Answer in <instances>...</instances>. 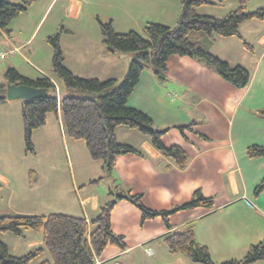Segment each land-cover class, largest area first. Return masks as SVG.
<instances>
[{
    "label": "crops",
    "instance_id": "0c3cea01",
    "mask_svg": "<svg viewBox=\"0 0 264 264\" xmlns=\"http://www.w3.org/2000/svg\"><path fill=\"white\" fill-rule=\"evenodd\" d=\"M41 1L36 12H44L37 20L34 31L28 34L30 38L34 36L48 9L56 7L63 13V18L76 21L82 15L85 5L83 0H46L47 4ZM99 4L112 9L101 20H112L117 33H124L121 30H131V25L142 27L143 24L139 25L141 22L133 18L139 17V13L153 16H146V23L154 21L169 26L168 22L175 20L180 11L179 0H103ZM93 12L92 17H101L97 11ZM31 16L33 17V14ZM122 17L126 20L123 25ZM13 23L14 21L11 22ZM245 24L249 28L260 29V32H256L255 39L260 51H255L252 47L246 50L241 44L244 49L240 48L239 53L233 56L240 57L237 61L224 59L230 65L247 69L250 80L245 88H237L218 78L207 64L195 58L181 57L177 65L172 66L173 55L167 61L163 79H157L151 69L144 70L128 99V106L148 115L156 130H165L162 136L165 146L178 145L185 150L189 160L184 169H179L161 155L145 136L136 134L134 129L120 126L124 130L116 128V140L142 151L143 156H116L113 170L108 175L101 161L90 159L83 141L64 135L58 113V116L49 114L45 125L33 131L35 153H39L38 148L43 153V158L33 157V160L36 158V161H39L36 170L32 171L33 174H29L31 170L28 168L31 167L25 166H22L20 174L12 173L14 168H19V161L26 160L27 154L23 140L22 102L5 100L0 105V192L5 195V202L0 203V215L58 213L89 221L97 215L99 207L112 200L109 193L101 198L99 193L92 192L78 202L79 209H74L72 197L63 193L56 194L58 183L61 182L58 179L61 176L49 175L42 166H57L58 159L54 156V149L55 146L62 145L67 151L72 149L77 163V183L74 182V175H71L72 190L105 178L110 180L111 186L118 185L123 190H129L131 194H142L143 204L151 210H168L181 205L187 202L195 191L210 197L213 202L211 208L199 206L171 214V229L167 230L159 217L141 223L140 212L134 205L123 199L117 200L111 214V228L115 234L124 237L126 247L124 250L114 246L107 247L96 259L95 264H200L192 262L184 255L169 253L162 240L167 233L181 230L189 223L192 225L196 242L207 247L212 260V255L218 251H223L222 254L237 251L243 256L249 246L264 239V195L253 194L254 188L264 178V160L249 158L246 155L249 146L264 147V118L258 114L264 109V21H248ZM69 29L71 28L68 27V31ZM11 32L13 30L10 29ZM10 33L6 34L0 30L1 39L8 46L10 56H15L24 49L22 53L25 55L21 54L20 57H34L36 61H40L36 54L37 49L34 50L31 46L33 42L29 43L30 38L22 41L18 32L17 45ZM68 33L70 32H66L67 35ZM49 34L52 35L51 32ZM239 34L241 38H234L242 41L243 33ZM217 39L223 38H216L215 41ZM77 40L68 42L59 37L64 65L73 74L98 80L118 81L119 77H124L127 65L118 72V77V73L109 71L110 65L115 61L110 55L113 57L128 53L111 54L98 46L102 58L98 56L94 59L96 55L92 48L76 43ZM47 47L51 61L52 52L50 47ZM9 62L5 63V67L0 66V83L3 82V75L8 68L15 69L28 79L45 76L55 81L49 77V72L54 75L51 62L46 69L32 67L38 75L21 72L17 69L16 60L11 59ZM100 62L103 67H98ZM55 85L57 86V83ZM205 125L207 128H203ZM117 132H121L124 137L118 138ZM126 136L134 137L136 142ZM166 165L170 167L165 168ZM62 181L65 184L64 179ZM108 186L109 182L106 187L110 190L111 186ZM27 191H35L34 200H31ZM14 198L21 199L19 205L17 200L12 204ZM59 200L61 205L60 209H57ZM233 236L237 238L235 242ZM157 243L158 247L155 246ZM41 245L40 234L26 231L14 240L12 254L19 256ZM234 254L237 256V253ZM224 256L227 259L226 255ZM39 258L35 259L33 264L47 259V255L43 252ZM232 259L239 260L230 255L227 261Z\"/></svg>",
    "mask_w": 264,
    "mask_h": 264
},
{
    "label": "trees",
    "instance_id": "16d2710c",
    "mask_svg": "<svg viewBox=\"0 0 264 264\" xmlns=\"http://www.w3.org/2000/svg\"><path fill=\"white\" fill-rule=\"evenodd\" d=\"M35 1L0 0V30L9 34L11 22ZM223 1L225 0H218L219 3ZM248 1L237 0L238 6L235 9L222 18H215L197 13L198 7L210 3L207 0H179L180 11L174 26L147 23L143 26V35L136 31L117 33L112 20L102 21L97 17L105 50L111 54L133 55L119 84L115 79L98 80L73 74L64 65L59 34L47 37L46 42L52 49V72L64 87L61 90L64 92H61L59 98L54 83L45 76L28 79L15 69L8 68L3 75V82L0 83V105L6 100L7 84H25L46 90V94L40 98L21 101L25 153H35L33 131L45 125L49 114L58 116L59 113L64 135L83 141L90 159L101 161L107 174L113 170L116 156H143L142 151L116 140L115 130L120 126L134 129L144 135L161 155L179 169H184L189 160L185 150L178 145L165 146L162 143L165 130H156L148 115L128 106V99L144 70L151 69L157 79H163L167 61L173 55L198 59L214 69L224 81L237 88H245L250 80L247 69L242 66H230L211 54L210 49L216 38H241V23L249 20L264 21V7L249 12L246 10ZM243 45L248 50L251 48L246 43ZM258 114L264 118V109ZM246 155L249 158L264 159V147L249 146ZM168 167L170 166H165ZM263 192L264 178L254 188L253 194L259 196ZM109 195L114 199L99 207L97 215L89 221L58 213L0 215V234L9 232L20 237L26 230L40 234L42 238L40 247L19 256L11 254L8 246L0 240V264H33L43 252L46 253L47 259L38 264H95L96 259L109 246L124 250V237L115 234L111 228V214L116 201L120 199L126 200L139 210L141 223L159 217L167 230L171 229V214L183 209L213 206L212 199L203 196L199 191H195L187 202L160 211L147 208L143 204L142 194H131L129 190H123L118 185L109 190ZM162 240L171 254L184 255L195 263L215 264L207 247L196 242L190 223L184 225L181 230L167 233ZM259 260H264V239L251 245L243 258L220 264H251Z\"/></svg>",
    "mask_w": 264,
    "mask_h": 264
},
{
    "label": "rangeland",
    "instance_id": "374dc122",
    "mask_svg": "<svg viewBox=\"0 0 264 264\" xmlns=\"http://www.w3.org/2000/svg\"><path fill=\"white\" fill-rule=\"evenodd\" d=\"M41 0H36L34 3H32L29 8L25 11L20 13L13 21L14 23L10 25V29L11 31L13 30V32L10 33L11 38L16 42L15 44L19 45V42H17L18 38H19V34L18 32L21 34V38L22 41H25L27 39L30 38V36L28 35L30 32L34 31V27L37 22V20L40 19L41 14L44 12H36L37 7L39 6L38 4H40ZM84 1V9H83V13L82 15L78 18V20L74 21L72 19H65L63 18V13L60 11H58L56 9V7H54L53 9H48L44 19L42 20V22L39 24L38 28L35 30V34L33 37L35 38H30L29 43H31V41L33 43H31V46L34 47V50L37 49L36 54L38 57V60L40 61H36L35 58H31L29 59L26 57H20L21 54L23 55L24 53L22 49L20 52L16 53L15 56H10L9 51H8V46H6L1 37L2 35H0V51L5 53L3 58L6 59H0V66L1 67H5V63H10L9 61L12 60H16L17 62V69H19L21 72L26 73V74H30V75H38L36 71H34V69L32 67H41L43 69H46V67L49 65L50 61V57L47 53V46H49V44L46 42L47 37L52 36L54 34H59V37L61 38H65V41L68 42H72L76 41V43L80 44V45H84L85 47H91L92 48V52L94 53V55H96L97 57H101L102 55L99 53L100 47L104 48V46L102 45V37L99 31V26H98V20H96L97 16H91V12L95 13L97 11V13L102 17H99L100 19H103L106 15H108V13L110 11H112V9H108L106 7H104V5H100L99 2L103 1V0H83ZM208 2H210L209 4H205L202 5L200 7L197 8V13L201 14V15H207V16H211V17H215V18H222L225 15H227L230 11H232L233 9H235L238 6V2L237 0H225L222 3H219L218 0H207ZM43 2V4H47L46 0L45 1H41ZM168 4V3H167ZM170 5H172V3H169ZM179 7H180V3H179ZM264 7V0H249L246 4V10L247 11H254L258 8ZM31 14H33V17L31 16ZM140 16L139 17H133L134 20H138L140 21L141 24H143V26L145 24H147L145 22V18L147 17H153V16H149L148 14H142L139 13ZM121 19H124V17H122ZM128 19V18H127ZM160 19V18H159ZM56 20V22H55ZM12 21V22H13ZM162 21V20H161ZM177 21V18L175 20H172L171 22H168L169 26H174L175 23ZM249 21H260V20H249ZM60 22V25L58 26V23ZM248 22V21H245ZM245 22H243L244 24L239 26V32L243 33V40L242 41H238L237 39H235L234 37H232L233 39H217V41H214L215 43L213 44L210 52L211 54H213L212 52L216 53L218 56V58L221 59V57L223 59V61L227 62L224 59H229V61H237L240 57H233L234 54L239 53V50L241 48L244 49V47L241 45L243 43H247L250 47H252V49H255V51H260V47H258V45L255 42L257 33L256 32H260V29L258 28H254V27H247V25L245 24ZM263 22V21H261ZM124 23H126V20L124 19L121 23V25H123ZM148 23H156V22H148ZM159 23V22H157ZM18 25V27H17ZM22 25V26H21ZM52 25V26H51ZM12 26V27H11ZM143 26L142 27H138L136 25H131L129 26L131 28V30H121L124 31V33H127L129 31H136L137 33L143 35ZM68 27H70L71 29H69L68 31ZM114 28V27H113ZM52 29V30H51ZM115 30V29H114ZM52 33L49 34V33ZM66 32H70L68 33V35L66 34ZM248 32V33H246ZM49 34V36H48ZM63 34V35H62ZM33 39V40H32ZM44 41V42H43ZM239 46V47H238ZM241 46V47H240ZM50 47V46H49ZM26 49V48H25ZM51 49V47H50ZM227 50H234V52H229ZM247 50V49H246ZM52 52V49H51ZM7 55H8V59H7ZM25 55V54H24ZM110 55V54H109ZM132 54L128 53V54H120V55H114L111 58H114V63L110 65L109 71L110 72H121V69H123L126 65H128V63H130L129 61L131 60ZM181 56L173 57V59L171 60V65L172 66H176L178 60H180ZM9 60V61H8ZM234 63V62H233ZM229 64V63H228ZM230 65V64H229ZM234 64H231L230 66L233 67ZM127 66H126V70L125 73L127 72ZM235 66V65H234ZM19 67V68H18ZM98 67H103V63L101 64V62L99 63ZM97 67V68H98ZM210 68V67H209ZM7 70V69H6ZM213 72L218 75L214 69ZM47 71V70H45ZM6 72V71H5ZM34 73V74H33ZM48 74V72H46ZM85 73V72H83ZM118 77L120 74H116ZM125 75V74H124ZM49 77L54 78L55 79V83H57L58 88H56V94L58 96V98L61 96V92L63 93L64 87H62V83L61 81L54 76L51 72H49ZM218 78L221 79V77L218 75ZM123 79V76L119 77L117 80V84H119ZM4 80V79H3ZM53 82V81H52ZM62 87V88H61ZM203 128H207L206 125ZM121 130H124L122 127H120ZM122 132V131H121ZM121 132H117V137L118 138H123L124 135ZM124 132V131H123ZM136 134H140L138 132H136ZM165 134V133H164ZM141 135V134H140ZM144 136V135H142ZM127 139H131L133 142H136V139L132 136H126ZM118 141V140H117ZM119 142V141H118ZM120 143V142H119ZM126 144V143H124ZM87 149V148H86ZM25 150V148H24ZM53 150V149H52ZM39 153L37 152L34 154H27L25 155L26 160L20 162L19 161V168L17 166V168H14V170L12 171V173H17L20 174L22 169V166L25 167H31L28 168L29 170L33 171V169L36 170V168L38 167L36 164L39 163V161H36V158L33 157L34 156H38L37 158H43V153L42 151L38 148ZM26 154V153H25ZM40 155V156H39ZM54 156L58 159V164L57 166H50V165H43L42 168L43 170L46 172H48L49 175L51 174H56L58 176H61L58 181L61 180V182L58 183V189L56 190V194L60 195V194H65L66 196L72 197L73 198V206L74 209H79V203L86 195H88L89 193H99L100 197H104L107 196L105 194L109 193V190L106 187V184L109 182V186H111V182L109 179H99L97 182L95 181V183H91L89 185L86 186H80L77 189H73L72 190V186H71V175H74V182L77 183V163L74 160V153L72 151V149L68 150L65 149L62 145H57L55 146L54 149ZM253 159H259L260 158H253ZM92 160V159H91ZM262 160H264L262 158ZM107 173V172H106ZM27 174V173H26ZM110 175V174H108ZM30 177H32L33 175H29ZM53 177V176H51ZM62 179H64L65 184H63ZM54 184L52 183L51 187H53ZM64 187V188H62ZM71 187V189H70ZM46 188V187H45ZM110 188H113V186H111ZM47 189V188H46ZM79 191V192H78ZM35 191H32L30 193H28V191L26 193L29 194V197L31 198V200H34V193ZM264 195V192L262 193ZM3 196L5 197V195L0 192V203H4L5 199L3 198ZM112 200L114 199L111 196ZM17 200V204H20V200L21 199H16L14 198L12 201V204H14L13 202ZM72 200V199H69ZM263 203H264V199H263ZM61 205V201L59 200L57 202V209H60ZM26 232L23 231V233ZM28 232H32V231H28ZM18 238L17 236L7 232V233H2L0 234V240L4 243L8 245L9 251L12 254L13 251V245H14V240ZM234 242L235 240H237V238L235 236H233ZM20 241V240H19ZM18 241V242H19ZM163 243V242H162ZM258 243V242H256ZM254 243V244H256ZM156 247H158V243L155 244ZM250 247V246H249ZM249 247L247 248V250L249 249ZM246 250V252H247ZM151 253H152V249H151ZM214 253V252H213ZM223 251H218L216 253H214L215 255H212L213 259L212 260L215 264H220L222 262L227 261V259L230 257V255H233V257H236L238 259L243 258L244 255L246 253L243 254V256L240 254L241 252H232V251H228L227 254H222ZM237 253V256H234ZM44 254H46L44 252ZM227 257V259L225 258V256ZM241 255V256H240ZM211 256V255H210ZM39 258V257H38ZM40 259V258H39ZM38 259V260H39ZM229 261V260H228ZM264 264V260H259L256 261L254 263L251 264Z\"/></svg>",
    "mask_w": 264,
    "mask_h": 264
},
{
    "label": "water",
    "instance_id": "95a60500",
    "mask_svg": "<svg viewBox=\"0 0 264 264\" xmlns=\"http://www.w3.org/2000/svg\"><path fill=\"white\" fill-rule=\"evenodd\" d=\"M45 94V89H37L25 84H7L5 90V99L8 101L32 100L40 98Z\"/></svg>",
    "mask_w": 264,
    "mask_h": 264
},
{
    "label": "built area",
    "instance_id": "2783aa9c",
    "mask_svg": "<svg viewBox=\"0 0 264 264\" xmlns=\"http://www.w3.org/2000/svg\"><path fill=\"white\" fill-rule=\"evenodd\" d=\"M4 55H5V53L1 52V53H0V58H3ZM149 253H150V251H149Z\"/></svg>",
    "mask_w": 264,
    "mask_h": 264
}]
</instances>
